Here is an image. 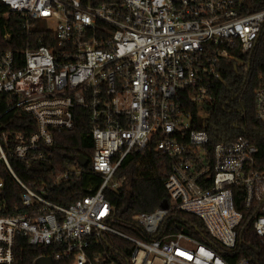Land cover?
Here are the masks:
<instances>
[{
    "label": "built area",
    "instance_id": "built-area-1",
    "mask_svg": "<svg viewBox=\"0 0 264 264\" xmlns=\"http://www.w3.org/2000/svg\"><path fill=\"white\" fill-rule=\"evenodd\" d=\"M1 3L6 16L19 17L21 29L35 36L18 52L0 50V103L18 122L13 127L12 119L0 121V264H16L18 239L31 247L57 246L52 257L34 262L100 264L103 259L88 252L102 233L133 245L130 264H226L183 233L157 236L176 208L199 218L215 241L233 249L242 221L234 207L238 192L264 249V170L255 168L257 147L241 136L211 146L204 123L199 125L214 104L225 65L239 74L248 66L241 57L264 38V8L245 12L243 0ZM253 95L255 118L264 126V72ZM183 101L195 106L196 116ZM79 120L88 123L87 165L101 183L62 208L47 200L42 186L32 189L19 180L11 162L31 166L51 159L54 136L73 131ZM149 148L172 160L164 182L171 207L163 203L131 216L152 237L144 242L110 226L105 192L120 187L123 178L115 175L123 160ZM5 174L20 190L18 206L3 198ZM78 174L67 169L52 186Z\"/></svg>",
    "mask_w": 264,
    "mask_h": 264
},
{
    "label": "trees",
    "instance_id": "trees-1",
    "mask_svg": "<svg viewBox=\"0 0 264 264\" xmlns=\"http://www.w3.org/2000/svg\"><path fill=\"white\" fill-rule=\"evenodd\" d=\"M244 11L252 12L264 8V0H243ZM7 9L0 0V50L18 52L24 49L26 39L35 35H27L21 29V20L13 14L6 16ZM8 34V39H4ZM248 61V66L235 74L231 64L225 65L222 82L212 93L214 104L208 111L203 130L209 136V143L214 146L221 142H229L238 136L248 140L257 147L255 168L264 170V126L255 118L254 95L257 79L264 72V38L257 44L251 55L241 57ZM182 104L196 116L194 105ZM0 121L7 123L12 119L13 127H17L16 115H5V106L0 103ZM198 125V124H197ZM199 128V126H198ZM88 123L79 120L73 131L59 133L54 136L50 148L52 158L41 164L26 165L14 160L12 168L16 176L30 188L43 187L47 200L59 207L67 208L75 201L94 191L101 183V177L85 168L77 167L75 162L81 156L89 161L92 153V142L87 134ZM172 160L152 148L137 155H130L123 160L116 172V179L123 178L120 187L115 191L107 190L105 197L111 208L110 226L117 232L132 238L149 242L152 237L146 235L141 226L131 220L133 214H149L163 203L170 208L171 201L164 188V182L170 172ZM79 170L77 176H69L61 180L57 186L52 183L57 175L63 174L68 168ZM5 189L3 198L7 205H19L20 190L17 185L4 175ZM234 207L242 214V221L236 230V244L231 250L224 248L215 241L203 223L196 216L186 214L173 208L164 219L157 238L173 233H183L198 244L216 254L226 264H235L241 259L249 264H264V249L255 237L251 228L252 212L242 206V193L234 195ZM20 210V209H19ZM16 212V211H14ZM57 246L31 247L26 240L18 239L15 245L16 264H34L35 258L48 255L57 250ZM133 245L110 233H102L96 241L90 243L88 256L102 258L100 264H130ZM72 259L53 261V264H71Z\"/></svg>",
    "mask_w": 264,
    "mask_h": 264
},
{
    "label": "water",
    "instance_id": "water-1",
    "mask_svg": "<svg viewBox=\"0 0 264 264\" xmlns=\"http://www.w3.org/2000/svg\"><path fill=\"white\" fill-rule=\"evenodd\" d=\"M205 110H207V107H204ZM76 163L80 168H85L88 164L87 159H85L84 157H77L76 159ZM34 264H52V261L50 258H38Z\"/></svg>",
    "mask_w": 264,
    "mask_h": 264
},
{
    "label": "rangeland",
    "instance_id": "rangeland-1",
    "mask_svg": "<svg viewBox=\"0 0 264 264\" xmlns=\"http://www.w3.org/2000/svg\"><path fill=\"white\" fill-rule=\"evenodd\" d=\"M198 114H199L200 117H205V112L202 111V110H199ZM68 169L71 170V169H73V167H70V168H68Z\"/></svg>",
    "mask_w": 264,
    "mask_h": 264
}]
</instances>
